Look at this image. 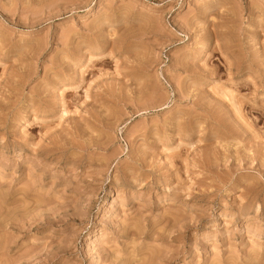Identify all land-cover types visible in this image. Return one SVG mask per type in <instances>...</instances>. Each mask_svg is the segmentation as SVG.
<instances>
[{
	"label": "rangeland",
	"instance_id": "obj_1",
	"mask_svg": "<svg viewBox=\"0 0 264 264\" xmlns=\"http://www.w3.org/2000/svg\"><path fill=\"white\" fill-rule=\"evenodd\" d=\"M0 264H264V0H0Z\"/></svg>",
	"mask_w": 264,
	"mask_h": 264
},
{
	"label": "bare ground",
	"instance_id": "obj_2",
	"mask_svg": "<svg viewBox=\"0 0 264 264\" xmlns=\"http://www.w3.org/2000/svg\"><path fill=\"white\" fill-rule=\"evenodd\" d=\"M81 75V74H80ZM61 93V92H60ZM62 103V102H61ZM64 110H66V109H64V106L62 107V111L64 112ZM28 122V121H27Z\"/></svg>",
	"mask_w": 264,
	"mask_h": 264
}]
</instances>
